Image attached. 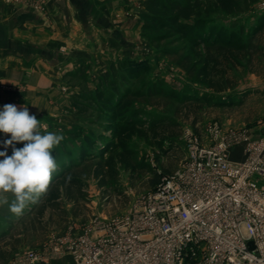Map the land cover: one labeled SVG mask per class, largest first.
Masks as SVG:
<instances>
[{
	"label": "rangeland",
	"instance_id": "rangeland-1",
	"mask_svg": "<svg viewBox=\"0 0 264 264\" xmlns=\"http://www.w3.org/2000/svg\"><path fill=\"white\" fill-rule=\"evenodd\" d=\"M143 1L135 7L136 25L129 20V28L121 40L112 37L110 59L85 62L80 75L65 76L69 82L62 88L66 96L63 106L54 114L37 118L47 124V131L64 136L53 149L59 165L53 180L71 167L82 186L80 191L61 193L40 212L44 199L30 203L20 215L12 214L7 205L0 206V235H6L0 248L10 250L11 256H7L10 264L15 260L23 264V255L28 250L37 252L42 260L47 253L65 252L59 240L83 234L93 220L126 214L153 188L154 176L178 169L186 156L188 134L196 135L202 143H211L208 131L211 125L216 124L224 131L235 130L232 126L224 127V121L240 120L263 107L264 0H233L230 10L221 8L216 0H179L194 9L195 14L186 20L192 25L189 36L210 35L207 43L199 44H195L199 39L192 43L190 37L170 32L161 39L150 38L164 29L153 31L146 27L141 15ZM216 33L219 42L212 45ZM220 44L230 53L213 51ZM210 53L218 60L215 69H207L211 84L196 69L186 68L189 62ZM184 56L189 58L186 65ZM110 63L128 76L131 73L122 86L119 101L130 96L126 110L129 117L125 121L133 114L137 120L133 121L134 127L122 122L115 124V131L106 129L107 117L97 112L95 105L77 114L72 104L71 98L78 92L97 86L99 74L108 72ZM196 64L195 68L201 65ZM217 80L219 83H215ZM227 96H235V101L226 98L221 104L220 97ZM87 135L93 136L95 145L85 147L86 155L81 159L79 147ZM24 143L14 142V147L22 148ZM10 148L9 156L13 151ZM126 151L130 152L133 168L119 160L121 152ZM7 195L9 200L13 198L11 193Z\"/></svg>",
	"mask_w": 264,
	"mask_h": 264
},
{
	"label": "built area",
	"instance_id": "built-area-1",
	"mask_svg": "<svg viewBox=\"0 0 264 264\" xmlns=\"http://www.w3.org/2000/svg\"><path fill=\"white\" fill-rule=\"evenodd\" d=\"M208 131V144L187 135L178 169L161 174L129 212L59 240L69 264H264V137L216 124ZM41 258L28 250L23 264Z\"/></svg>",
	"mask_w": 264,
	"mask_h": 264
},
{
	"label": "crops",
	"instance_id": "crops-1",
	"mask_svg": "<svg viewBox=\"0 0 264 264\" xmlns=\"http://www.w3.org/2000/svg\"><path fill=\"white\" fill-rule=\"evenodd\" d=\"M142 1L0 0V110L6 104L26 106L39 119L57 112L66 97L65 76L80 75L85 62L110 59L112 37L120 41L129 20L136 25L135 7ZM263 120L264 105L240 120L226 119L223 126L244 128L250 138H261ZM7 139L10 134L0 132V151L8 153ZM241 147H234L233 158L242 156ZM260 184L264 187V179ZM9 257L0 264H10ZM70 261L62 251L47 253L39 264Z\"/></svg>",
	"mask_w": 264,
	"mask_h": 264
},
{
	"label": "trees",
	"instance_id": "trees-1",
	"mask_svg": "<svg viewBox=\"0 0 264 264\" xmlns=\"http://www.w3.org/2000/svg\"><path fill=\"white\" fill-rule=\"evenodd\" d=\"M216 3L221 7L230 10L234 4L233 0H216ZM143 7L144 10L141 13L142 17L145 18L146 27L150 28L153 31H160V29H164L163 32H158L155 35L150 36V38H159L164 37V34L170 32L172 34L177 35H183L185 37L189 36V31L192 28V25L186 23V20H188L192 15H194V9L192 6H189L188 3L181 4L179 0H144L143 1ZM264 13V12H263ZM210 36V35H209ZM209 36L206 37H199V33L195 36L190 37V40L192 43L196 42V39L199 41L198 43H207L209 40ZM219 34H215L213 42L211 43L214 45L218 39ZM224 48V45L220 44L215 48L213 51H218L219 53H230L227 49ZM202 59V60H201ZM200 60H197L196 62H192L186 65V61L189 60L188 56H184L183 64L186 65V68L189 69V71H194L196 69L203 78H208L209 83H212V80L210 77V73H208L207 69H215L216 65L218 64L217 56L207 54L204 57H202ZM202 61V62H199ZM196 63H201V65L198 68L196 67ZM110 73V75H108ZM131 73H129V76ZM128 73L125 71H119L114 64L110 63L108 67V72H103L99 74L98 76V83L97 86L92 90H85L83 92H78L76 94V97L71 98L72 104L74 108L77 110V114L82 113L86 110V108H91L92 105H95L97 108V112H101L105 114L107 117V121L104 123L106 129L109 130H116V123H127L131 127L133 126V121H137L133 114L130 115L129 121H125L129 115H127L128 112L126 110L128 109V105L130 103V96H126L121 98L119 101V98L122 97L123 88L122 86L125 84V81L129 77ZM218 81V80H217ZM215 83H219L218 82ZM217 91H220V87H216ZM229 98L230 101H235V96H227V97H220L221 104L225 103V99ZM242 95L240 94L237 99L238 102L242 100ZM207 100H209L207 98ZM237 102V103H238ZM154 125H151L150 127H153ZM142 128V126H140ZM96 135V134H95ZM95 145V142L93 140V136L87 135L84 138V143L81 144L79 147L80 151V158H85V147L93 148ZM109 159V157H108ZM107 159V161H108ZM120 162L126 166L133 168L134 165L132 164L131 155L130 152H121L119 155ZM71 177V180L66 183V178ZM160 175L154 176L152 179V184H154L153 187L157 184L159 181ZM54 183L50 185V188L47 192V194L41 196L40 199H44L43 204H41L39 208V212L42 211L45 204L48 203H54L61 193H70L72 189H76L77 191L81 190V181L80 179L74 175V172L72 171L71 167H68L65 169V174L63 176H59L56 179L53 180ZM5 234L0 235V241H2L5 238ZM10 250H1L0 248V260H4L9 255ZM189 262L187 264H195V260L191 259L188 260Z\"/></svg>",
	"mask_w": 264,
	"mask_h": 264
},
{
	"label": "clouds",
	"instance_id": "clouds-1",
	"mask_svg": "<svg viewBox=\"0 0 264 264\" xmlns=\"http://www.w3.org/2000/svg\"><path fill=\"white\" fill-rule=\"evenodd\" d=\"M0 83H3L0 81ZM47 124L29 113L26 106L18 108L6 104L0 110V132L10 134L4 147L12 146V155L0 151V206L7 205L12 214L20 215L31 203H38L47 194L54 173L59 165L53 154L64 136L47 131ZM14 142H25L22 148H15ZM71 177L66 178V183ZM8 193L13 198L9 200Z\"/></svg>",
	"mask_w": 264,
	"mask_h": 264
},
{
	"label": "water",
	"instance_id": "water-1",
	"mask_svg": "<svg viewBox=\"0 0 264 264\" xmlns=\"http://www.w3.org/2000/svg\"><path fill=\"white\" fill-rule=\"evenodd\" d=\"M249 245H252L251 242H249Z\"/></svg>",
	"mask_w": 264,
	"mask_h": 264
}]
</instances>
